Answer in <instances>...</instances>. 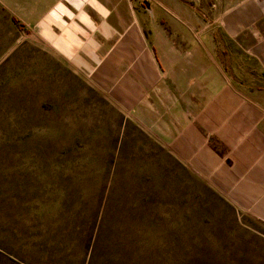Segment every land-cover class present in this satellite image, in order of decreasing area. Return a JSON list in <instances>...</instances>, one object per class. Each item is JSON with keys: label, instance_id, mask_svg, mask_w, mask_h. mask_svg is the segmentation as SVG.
I'll list each match as a JSON object with an SVG mask.
<instances>
[{"label": "rangeland", "instance_id": "obj_1", "mask_svg": "<svg viewBox=\"0 0 264 264\" xmlns=\"http://www.w3.org/2000/svg\"><path fill=\"white\" fill-rule=\"evenodd\" d=\"M153 1L211 28L244 0ZM167 139L0 7V264H264V228Z\"/></svg>", "mask_w": 264, "mask_h": 264}, {"label": "crops", "instance_id": "obj_2", "mask_svg": "<svg viewBox=\"0 0 264 264\" xmlns=\"http://www.w3.org/2000/svg\"><path fill=\"white\" fill-rule=\"evenodd\" d=\"M168 3L0 0V7L119 109L167 137L170 151L238 216L264 228V0L229 7L211 28L180 16V5L171 16Z\"/></svg>", "mask_w": 264, "mask_h": 264}, {"label": "trees", "instance_id": "obj_3", "mask_svg": "<svg viewBox=\"0 0 264 264\" xmlns=\"http://www.w3.org/2000/svg\"><path fill=\"white\" fill-rule=\"evenodd\" d=\"M14 20V19H13Z\"/></svg>", "mask_w": 264, "mask_h": 264}]
</instances>
